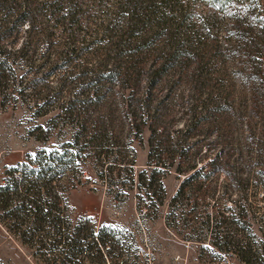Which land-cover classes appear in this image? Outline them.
<instances>
[{"label": "rangeland", "instance_id": "rangeland-1", "mask_svg": "<svg viewBox=\"0 0 264 264\" xmlns=\"http://www.w3.org/2000/svg\"><path fill=\"white\" fill-rule=\"evenodd\" d=\"M124 1L0 13V264H264V0H155L137 86L107 76L126 60L102 28ZM174 38L191 58L150 84ZM218 91L226 127L181 145ZM181 162L206 169L176 199Z\"/></svg>", "mask_w": 264, "mask_h": 264}, {"label": "trees", "instance_id": "trees-1", "mask_svg": "<svg viewBox=\"0 0 264 264\" xmlns=\"http://www.w3.org/2000/svg\"><path fill=\"white\" fill-rule=\"evenodd\" d=\"M19 0H0V13L3 15L5 13L8 14V18L13 16L14 13H20V15H17V22H26L28 19V14L31 12V7L34 5V0H25V3L18 4ZM67 2V1H66ZM148 4H145V9H141V12L139 10L136 12V8H138V5L142 4V0H126L124 1V4L118 8V11L114 14V18L111 19L110 23L102 28L103 35L106 36L107 39L111 40V43L114 42L115 44V50H117L118 58H125V62L123 63L124 71L123 73H116L113 69L109 71V74L107 75L108 78H117L121 77V81L124 84H128L131 82V84H134L133 86L138 85V79L140 76V73L142 71V61L143 56L142 54L145 53V50L150 47V43L144 39H141L139 37V32L141 31V26L144 25L142 23L141 18H144V16L150 14V16H156V8L154 9L152 4L154 5L155 0H147ZM72 0H69L68 4H71ZM58 2L55 3L46 2L43 4L46 11H53L55 10V7H57ZM150 5V6H148ZM74 7V6H73ZM73 11V12H72ZM147 13H146V12ZM75 10L71 9V17L72 19L77 18L76 17ZM28 16V17H27ZM147 17V16H146ZM240 16L235 15L234 18L239 20ZM29 22V21H28ZM32 25L29 23L28 26H31L28 28V31L30 33L35 32V22L32 20ZM146 22V21H143ZM73 23V22H72ZM81 21L80 19L77 20V22L74 25H80ZM238 25L241 26L240 22H238ZM237 25V26H238ZM157 33L156 36L162 35L161 26H157ZM116 38V39H115ZM155 38V37H154ZM153 39V38H152ZM116 40V41H115ZM191 40L182 38V39H173L170 44V51L168 53H165L164 55V63L159 66V69L155 71L154 75L150 78V84H155L154 78L157 77L159 74H162L166 71H168L169 68H173L175 64L178 65V63H181L180 65L186 66L188 63L187 59L191 58V52H193V48L191 47ZM23 51V50H22ZM20 51V52H22ZM124 55V56H121ZM117 70V69H116ZM133 73V74H132ZM135 73V75H134ZM199 86L206 87L207 83L210 82L208 79L205 78L204 72L199 74ZM102 75H97L95 82H100L103 80ZM153 79V81H151ZM212 94V93H211ZM218 97L220 99L222 98V101L224 103H221L220 105H217V107L209 108L206 104L203 106L205 109L202 114L198 111L195 112V115L193 116V121L187 125V129L184 132V137L181 140V145L183 143L187 142L188 135H190L192 132H196L200 130V127L205 130H223L225 126V123H227V118L221 119L223 115L227 113V98L226 94L223 91H218ZM224 95V96H223ZM92 104L88 102V100L84 99L82 101H78V106L80 107H86L88 108L89 105ZM207 108V109H206ZM217 114V115H216ZM216 116V117H215ZM156 131L152 132L151 138L149 140L150 148H151V156L154 155V153L159 152L160 148H163L164 140H158L154 138ZM167 146V145H166ZM160 147V148H159ZM167 151V149H166ZM174 157V156H173ZM171 158L170 160V166H174L173 160L174 158ZM169 162V161H168ZM201 169H197L196 165L189 166L188 169H184L182 162L178 165L177 171H179L180 175H184L185 178L176 194V199L180 196H182L184 193H186L189 190H200L202 189L203 185H197L195 186L193 183L198 179V177L203 175L204 168L200 167ZM43 178H46L45 176ZM193 187V188H192ZM104 243V242H103Z\"/></svg>", "mask_w": 264, "mask_h": 264}]
</instances>
